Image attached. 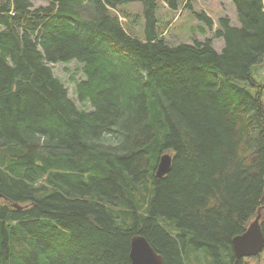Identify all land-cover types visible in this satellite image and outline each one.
Returning a JSON list of instances; mask_svg holds the SVG:
<instances>
[{"label": "trees", "instance_id": "1", "mask_svg": "<svg viewBox=\"0 0 264 264\" xmlns=\"http://www.w3.org/2000/svg\"><path fill=\"white\" fill-rule=\"evenodd\" d=\"M42 1L0 0V264H132L138 235L165 264H245L232 239L259 214L264 233V0H231L239 26L197 14L221 51L167 42L159 8L173 22L186 0ZM57 63L79 64L73 95Z\"/></svg>", "mask_w": 264, "mask_h": 264}, {"label": "rangeland", "instance_id": "2", "mask_svg": "<svg viewBox=\"0 0 264 264\" xmlns=\"http://www.w3.org/2000/svg\"><path fill=\"white\" fill-rule=\"evenodd\" d=\"M188 4L191 5V9L185 8L183 5H180L181 12L177 14L178 17L175 21L171 22L172 15L170 12L168 13L167 4L164 3L159 8V14H163L166 17V21L169 28L167 26H163L166 28V40L170 45L180 44L182 41L189 42L190 44L194 43L195 37L199 41H204L206 38H211L214 44V47L221 51L224 47V39L216 38L214 36L213 30H211L206 23L200 21V18L197 16L198 13H202L203 11L214 21V30L217 29L218 21L221 17L228 16L231 20V24L234 26H239V20L237 17V9L235 4L231 0H186ZM35 5L43 4L42 0H34ZM184 4V1L181 2ZM138 3L129 5L125 4L122 6L129 15L122 16L123 22H128L127 20H134V14L139 12L140 6ZM174 18V15H173ZM137 23L135 24V29L133 32L137 35H142V27H143V17H137ZM128 27V24H125ZM201 25H205L207 29V33L202 34L200 28ZM195 32V35H194ZM195 36V37H194ZM53 71L56 76H58L62 81H64L65 85L69 89L70 95H73V87L75 82L72 76H77L78 79H82L84 77L83 72L80 70L78 63H57L53 65ZM259 76L263 78L264 76V64H262L259 68ZM245 264H264V250L258 254V256L253 257H245Z\"/></svg>", "mask_w": 264, "mask_h": 264}, {"label": "water", "instance_id": "3", "mask_svg": "<svg viewBox=\"0 0 264 264\" xmlns=\"http://www.w3.org/2000/svg\"><path fill=\"white\" fill-rule=\"evenodd\" d=\"M172 160V154L162 153L155 172L156 178H162L170 172ZM232 245L236 262L244 257L257 256L264 250V233L260 225V214L243 233L232 239ZM130 260L132 264H165L164 257L156 251L145 236L141 235L134 236L131 240Z\"/></svg>", "mask_w": 264, "mask_h": 264}, {"label": "bare ground", "instance_id": "4", "mask_svg": "<svg viewBox=\"0 0 264 264\" xmlns=\"http://www.w3.org/2000/svg\"><path fill=\"white\" fill-rule=\"evenodd\" d=\"M88 178V177H87ZM90 180V179H89ZM51 181V180H50ZM52 221V220H51ZM78 246V245H77ZM74 249V248H73Z\"/></svg>", "mask_w": 264, "mask_h": 264}]
</instances>
